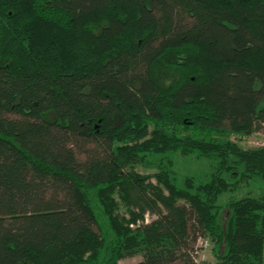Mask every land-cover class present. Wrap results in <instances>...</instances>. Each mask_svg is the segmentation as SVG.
Here are the masks:
<instances>
[{
    "label": "trees",
    "instance_id": "obj_1",
    "mask_svg": "<svg viewBox=\"0 0 264 264\" xmlns=\"http://www.w3.org/2000/svg\"><path fill=\"white\" fill-rule=\"evenodd\" d=\"M263 125L264 0H0V264H264Z\"/></svg>",
    "mask_w": 264,
    "mask_h": 264
},
{
    "label": "rangeland",
    "instance_id": "obj_2",
    "mask_svg": "<svg viewBox=\"0 0 264 264\" xmlns=\"http://www.w3.org/2000/svg\"><path fill=\"white\" fill-rule=\"evenodd\" d=\"M239 146L244 150L264 147V125L259 129L255 130L251 135L242 137L240 141H237ZM213 166L209 164L205 160H194L188 159L184 157H178L176 162V172L182 180L185 177L190 176L195 181L200 182L206 180L209 176H211L213 172ZM136 172L139 175H152L157 172V169L153 166H149L147 164L138 165L135 168ZM254 179V180H253ZM264 192V183L259 178L254 177L246 182H241L235 188L232 186L231 189L226 191L220 197L218 204L224 205L225 203L239 199L247 196L251 197H259ZM152 220L151 215L146 216V221L150 222ZM140 224V223H139ZM104 230L107 231V228L103 222ZM137 225H132L131 227L135 229ZM108 233V232H107ZM199 248L202 250L199 252V256L197 258L198 263H206V264H214L216 259L212 253L213 244L208 240H200ZM141 260L140 257H134L132 259H126L121 261L119 264H135Z\"/></svg>",
    "mask_w": 264,
    "mask_h": 264
}]
</instances>
